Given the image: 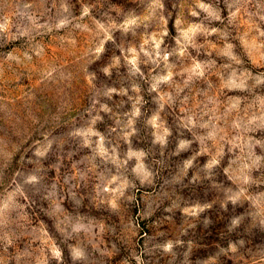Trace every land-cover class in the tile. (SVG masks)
Segmentation results:
<instances>
[{"label": "rangeland", "instance_id": "rangeland-1", "mask_svg": "<svg viewBox=\"0 0 264 264\" xmlns=\"http://www.w3.org/2000/svg\"><path fill=\"white\" fill-rule=\"evenodd\" d=\"M0 264H264V0H0Z\"/></svg>", "mask_w": 264, "mask_h": 264}]
</instances>
